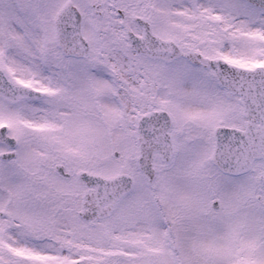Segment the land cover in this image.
<instances>
[{
	"label": "snow or ice",
	"instance_id": "6c2138e0",
	"mask_svg": "<svg viewBox=\"0 0 264 264\" xmlns=\"http://www.w3.org/2000/svg\"><path fill=\"white\" fill-rule=\"evenodd\" d=\"M0 264H264V0H0Z\"/></svg>",
	"mask_w": 264,
	"mask_h": 264
}]
</instances>
